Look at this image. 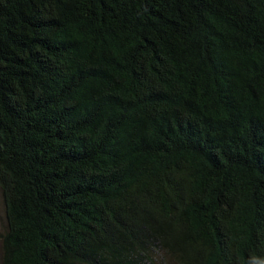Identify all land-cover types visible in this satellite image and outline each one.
I'll use <instances>...</instances> for the list:
<instances>
[{"label": "trees", "instance_id": "trees-1", "mask_svg": "<svg viewBox=\"0 0 264 264\" xmlns=\"http://www.w3.org/2000/svg\"><path fill=\"white\" fill-rule=\"evenodd\" d=\"M1 264H264V0H0Z\"/></svg>", "mask_w": 264, "mask_h": 264}, {"label": "rangeland", "instance_id": "rangeland-1", "mask_svg": "<svg viewBox=\"0 0 264 264\" xmlns=\"http://www.w3.org/2000/svg\"><path fill=\"white\" fill-rule=\"evenodd\" d=\"M4 224H5L4 205H3V199H2V195H1V191H0V234L3 232ZM0 253H1V249H0ZM0 264H1V262H0Z\"/></svg>", "mask_w": 264, "mask_h": 264}]
</instances>
